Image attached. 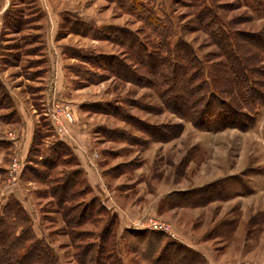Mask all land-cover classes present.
<instances>
[{"label": "rangeland", "instance_id": "obj_1", "mask_svg": "<svg viewBox=\"0 0 264 264\" xmlns=\"http://www.w3.org/2000/svg\"><path fill=\"white\" fill-rule=\"evenodd\" d=\"M42 1L41 4L39 0H0V81L8 84L9 87L5 86L12 101L11 108L0 112H15L17 117L16 100L23 105V121L35 124L32 144L40 129L44 137L39 155L32 154L30 159L42 161L41 157L57 153L59 141L72 152L77 166L71 159L61 161L48 172L46 183L50 184L30 181L23 176L24 167L43 171L33 161L28 164L31 144L21 173H13L14 178L9 175L14 182L12 193L4 197V204L0 200V209L9 198L22 204L33 220L36 236L55 251L59 264H78V247L93 242L113 219L118 223L117 237L127 230L154 232L160 234L163 245L169 241L179 242L199 252L210 264H264V106L258 110L257 121L250 130L232 127L204 131L171 112V93H158L145 82L138 85L111 75L102 83L92 85L95 87L83 90L85 87L76 84L82 79L75 72L76 66L83 64L75 57L81 48L99 55H116L127 61L132 57L120 54L122 50L109 42L96 44L91 42L90 36L66 34L70 21L80 19L81 23H94L99 27L126 26L148 42L152 41L150 32L142 22L124 14L117 5L109 3L108 6L106 0L96 1V5L91 0ZM146 1L159 17L172 18L177 38L188 43L201 62L207 65L225 62L224 58L213 55L215 51L219 52L218 47L197 24L191 0ZM206 1L229 30L244 33L242 37L247 40H250L249 35L264 31V16L253 12L245 0ZM76 8L83 10L89 18L74 12L60 14L62 10ZM40 9L49 13L54 9V12L42 19L35 12ZM8 12H13V17L22 23L12 22L14 28L22 26L19 33H13L14 29L3 22ZM31 13L34 17H28ZM69 14L67 24L65 18ZM98 16L112 23L101 25L91 19ZM38 22L43 26L40 36L33 30L39 28ZM39 42L45 44L51 57L47 52L40 54L39 48L31 52L30 48L24 47ZM69 49L73 51L69 52ZM46 53L49 63L44 66L37 65H43L47 58L28 59L29 55L45 57ZM142 71L138 76L153 80L151 75H146L145 68ZM97 73L92 79L100 82L104 76ZM231 91L221 93L222 97L238 108L242 95ZM7 92L0 90V93ZM101 103L108 111L110 108L113 111L105 115L86 109L88 105ZM114 109L119 112L113 113ZM21 122L14 126L19 133L24 131L26 124ZM113 129H124L129 134L130 144L107 139L106 133ZM149 131L156 138L147 134ZM58 150L61 151L59 147ZM63 157L70 158L65 154ZM13 159L11 157L12 162ZM76 167L82 170L90 193L81 192L72 205L79 210L89 208L93 216L81 227L69 223L66 208L71 206H59L48 190V186L68 176ZM214 185L221 189H218L217 199L193 205L202 199L204 191L212 193L208 187ZM1 187L0 193L11 191L3 189L7 188L3 182ZM76 189L81 191V187ZM112 204L121 209L117 210L121 216ZM151 222L157 223L158 229L140 226ZM236 232V238L230 243ZM82 233L87 235L85 240H75V234ZM128 240L122 243L116 238V245H120L128 263L140 262L125 246L134 243L130 238Z\"/></svg>", "mask_w": 264, "mask_h": 264}, {"label": "trees", "instance_id": "obj_2", "mask_svg": "<svg viewBox=\"0 0 264 264\" xmlns=\"http://www.w3.org/2000/svg\"><path fill=\"white\" fill-rule=\"evenodd\" d=\"M106 1L117 5L124 14L131 15L137 21L142 22L145 28L149 30L152 41H144L136 32L126 26L99 27L94 23H81L79 22L80 19H74L69 23L67 17H70V14L67 15L65 22L69 23L70 28H68L69 33L66 32V34L90 36L94 40L107 41L122 50L120 54L124 53L132 57L127 61L116 55H99L93 51L80 49L75 56L83 63L75 68V72L82 79L81 82H76L78 87L100 84L107 79L106 76L111 75L118 80L138 85L145 82L147 86L156 89L155 91L158 93H171V112L190 122L197 129L213 131L239 127V129L247 131L254 127L259 116L258 110L264 106V31L249 35L250 40H247L242 37L244 33H238L236 29L230 28L229 30L221 21L218 12L207 6L206 0H191L197 24L218 47L219 52L215 51L213 55L216 58L225 59V62L207 65L201 62L200 57L194 53L188 43L177 38L172 18L159 17L155 8L151 7L150 2L146 0ZM252 1L245 0L253 12L264 16V0ZM12 13L6 14L4 22L11 30L14 29L13 33L16 34L21 31L22 26L14 28L16 26L13 27V23L18 22L21 25L22 23L13 17ZM64 34L65 32L61 35ZM29 44L31 43L26 44V46ZM29 50L33 52L36 49L30 48ZM71 51L73 50L69 49V52ZM72 57H74V53ZM141 68L147 70L146 75L153 77L152 81L144 79L145 76H138L139 71L143 73ZM97 72L104 76L100 82L92 79L99 74ZM230 89L232 93L234 91L242 95L241 106L238 108L233 107L222 97L221 93ZM0 90L7 92L6 86L1 81ZM103 104L88 105L86 109L95 110L96 113L105 115L106 112L111 113L113 111L110 107V111H108L107 108L103 107ZM11 105L9 93H0V110L11 108ZM116 111L119 112L118 109H114L113 113ZM15 117V112H12L0 116V120L8 122ZM39 130L31 147L28 164L33 161L43 171L24 167L23 176L29 178L30 181L36 180L50 184L46 183L50 169L61 161L68 162L71 159L76 162V159L72 152L59 141L56 144L57 153L51 152L50 156L41 157L42 161L30 159L32 154L39 155V146L44 137ZM113 130L106 133L107 139H114L115 143L130 144L129 134L124 129ZM147 134L155 137L151 131ZM7 146V143L0 141V153ZM58 147L61 151L58 150ZM64 154L70 158L65 159ZM72 170L68 176L48 186V190L50 196L52 195V200L57 201L59 206H71L66 208L67 216L71 220L69 223H75L81 227L91 220L92 212L86 207L79 210V207H73L72 203L81 192L90 193V188L83 179L82 170L77 167ZM78 187H81V191H77L76 188ZM208 188L212 189V193L204 191L202 199L193 205H202L217 199L219 196L217 192H220L218 191L220 188L216 189L215 185ZM221 194L222 196L225 195L224 193ZM8 200L0 209V264H59L55 251L45 240L36 236L33 220L23 205L15 198ZM99 206L101 205L99 204ZM117 227V220L113 219L99 234V237L93 239V242L78 247L79 253L76 257L78 264H210L199 252L179 242L169 241L163 245L159 233L127 230L120 237H117ZM85 234H75V240H85L84 238L87 237ZM116 238L122 243L129 242L128 239L130 238V242L134 243L125 246L137 255L140 262L128 263L124 253L121 252L120 245H116Z\"/></svg>", "mask_w": 264, "mask_h": 264}, {"label": "crops", "instance_id": "obj_3", "mask_svg": "<svg viewBox=\"0 0 264 264\" xmlns=\"http://www.w3.org/2000/svg\"><path fill=\"white\" fill-rule=\"evenodd\" d=\"M91 1H93V5H96V1H100V0H91ZM103 1H105V0H103ZM41 2H43V1L39 0V3H41ZM106 4L109 6L108 2ZM110 5L112 6V4H110ZM82 11L83 10L76 8V9H73V10H62V12L60 14L74 12L75 14L76 13L79 14L80 17L84 16V17L89 18ZM35 12L39 13L38 17L43 19L47 15L49 16L50 13L52 14L54 12V9H53V11H50V13L48 11H46V10H43V9L36 10ZM32 14L33 13H31L28 17H34ZM42 19H40V21H42ZM91 19H95L96 21L101 23V25L111 24L112 23L111 20L105 21V19H103V20L100 19L99 16L98 17H92ZM107 19H110V17H107ZM112 21H113V19H112ZM3 22H4V19H3ZM36 25L39 28H36V29H33V30L40 32V33L37 32L36 34L37 35L38 34H43V33H41L43 31L42 24H39V22H38ZM38 36H40V35H38ZM79 36L80 35H78V37ZM84 39H86V38H84ZM91 42H94V43L97 44V43H101L102 41L92 39ZM105 42H107V41H103L102 43H105ZM71 46L72 45H69V47H71ZM24 47L28 48V49L29 48H32V49L39 48L40 49V52H39L40 54H43L44 52H47L45 44H41L40 42L39 43H31V44H29L27 46L24 45ZM71 48H74V47H71ZM81 49H84V48H81ZM47 53L49 54L50 57L52 56L49 51ZM47 53L44 55L45 57H36V56L33 57V56L29 55L30 57L29 58L27 57V58L29 60H33L34 58H38L39 60L41 58H47V61L43 65H37V66H44L47 63H49V56H48ZM31 57H32V59H31ZM52 66H53V62H52ZM40 68H42V67H40ZM54 70L55 69H54V66H53V71ZM59 77H60V73H59ZM5 85L7 87H9L8 84H5ZM36 87H38V86H36ZM91 87H95V86H92V85L86 86L83 90L90 89ZM10 91H11V89H10ZM14 91H15V87H14ZM11 93L14 96L17 97L16 93H13V92H11ZM63 94H64V92H63ZM14 100H15V98H14ZM15 108L19 112V115L17 113V117H15L12 121H8V122H2L0 120V141H4V142H6L8 144L7 148L2 150L1 153H0V190H2L1 189L2 188L1 187V182H3L4 185L6 184V186H7V188H3V189H11L12 188L14 182L12 180H10V178H9V175H11L14 178V175L11 172V164L14 162V160H17L20 165H25L24 162L27 160L28 151H29V148L31 147V144H32V136H33V131H34L35 124H34V122H31V121H29V122L28 121H23V117H22L23 110H24L23 109V105L17 103L16 100H15ZM7 112H4V113L0 112V116L7 115L8 114ZM19 122H21V123L25 122L26 123L23 126V130L24 131H22L20 133L17 132L16 130H14L15 129L14 126H16ZM19 128H20V126H19ZM11 157L15 158V159H13V162L11 161ZM16 158H18V159H16ZM14 185H16V183ZM11 193H12V189H11V191H8L7 193L5 191L0 193V200L2 199V201H3L2 204H4L6 202V199H4V197H6V195H11ZM110 201H111V199H110ZM118 210L121 211V209L119 207H118ZM119 212H117V213L121 216V213H119ZM240 226H241V224L239 225L237 232L240 230ZM237 232L233 235L232 240H231L230 243H232V241H234V238H236Z\"/></svg>", "mask_w": 264, "mask_h": 264}, {"label": "built area", "instance_id": "obj_4", "mask_svg": "<svg viewBox=\"0 0 264 264\" xmlns=\"http://www.w3.org/2000/svg\"><path fill=\"white\" fill-rule=\"evenodd\" d=\"M67 113V115H68V117L71 119V116H70V114H68L69 112H67V111H65L64 112V114H66ZM14 164L12 165V167H11V172H12V174L14 173V174H18V173H20L21 171H22V165H20L19 164V162L17 161V160H14V162H13ZM112 207L114 208V210L116 211V212H118L117 210H118V208L116 207V206H114L113 204H112ZM116 208V209H115ZM142 228H145V229H151V230H156V229H158V227H159V225L157 224V223H155V222H151V223H148V225L147 224H145V225H140Z\"/></svg>", "mask_w": 264, "mask_h": 264}]
</instances>
